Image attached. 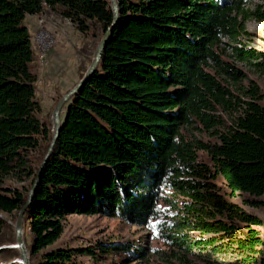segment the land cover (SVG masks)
Listing matches in <instances>:
<instances>
[{"label": "trees", "instance_id": "obj_1", "mask_svg": "<svg viewBox=\"0 0 264 264\" xmlns=\"http://www.w3.org/2000/svg\"><path fill=\"white\" fill-rule=\"evenodd\" d=\"M246 3L119 0V21L68 104L24 218L32 264L98 256L49 249L71 214L159 221L164 247L101 244L134 255L119 264H264V218L251 210L264 205V90L238 66H264L246 27L264 11ZM46 9L82 33L113 22L110 0H0V264H21L19 249L2 246L16 243L17 214L53 136L26 23Z\"/></svg>", "mask_w": 264, "mask_h": 264}, {"label": "rangeland", "instance_id": "obj_2", "mask_svg": "<svg viewBox=\"0 0 264 264\" xmlns=\"http://www.w3.org/2000/svg\"><path fill=\"white\" fill-rule=\"evenodd\" d=\"M246 4V7L253 10L264 11V0H247ZM28 16L26 23L32 36L33 50L38 57L34 69L38 74L36 90L42 105L41 117L53 128V112L56 104L84 76L105 33L103 34L99 25H92L89 33H82L59 10L46 9L39 17L35 15V18H28ZM246 27L250 33L248 44L264 51V19L253 16L246 22ZM38 29L49 32L55 40L49 52L48 44H43V35H40ZM43 54L47 55L42 59ZM238 66L248 74V78L258 81L264 90V66L262 70L240 62ZM65 114L66 109L62 115L65 117ZM194 134L203 136L197 131ZM12 183L20 186L17 182ZM161 207L166 208L164 204ZM251 210L258 212L264 218V205ZM5 217L13 223L8 215ZM158 222L154 220L149 226H136L118 217L71 214L65 221L64 233L49 249L91 247L98 252V256L78 254L74 258L76 264H119L126 259L134 258V255L128 252H115L109 248L108 251L102 252L101 244L133 242L134 247H164L156 227ZM262 229L264 233V226ZM23 232L28 247L33 234L28 228Z\"/></svg>", "mask_w": 264, "mask_h": 264}, {"label": "water", "instance_id": "obj_3", "mask_svg": "<svg viewBox=\"0 0 264 264\" xmlns=\"http://www.w3.org/2000/svg\"><path fill=\"white\" fill-rule=\"evenodd\" d=\"M110 3H111L112 11H113V22L108 27L104 36L100 40V42L96 48V51L94 53V57H93L91 64L89 65L87 71L85 72V74L81 78V80L71 90H69L59 100V102L55 106V109L53 112V128H52L53 136H52V139L50 141L48 151H47L45 158H44L43 162L41 163L40 168L36 174V177H35L34 182H33V186L31 188V190L29 191L28 198L24 202V204L22 205L21 209L19 210V212L17 214V219H16V223H15L16 243L11 244V245L2 246V248H12L13 247V248L19 249L20 256L18 258V261L21 262V264H31L30 252L28 250V247H27V245L24 241V237H23V234H24V232H23L24 231V218H25V215H26L28 208L32 204L37 186L40 183L41 173H42L44 167L46 166V164L48 163V160H49L52 152L55 149L57 140H58L59 135L61 133L62 124H63L64 118H65L62 115V113L64 112L65 109H66V113H67L68 104H69L70 100L72 99V97L90 79L92 74L98 68L99 63L102 59V55L106 49L107 43H108V41H109V39H110L114 29H115V26L117 25V23L119 21V17H120L119 0H110Z\"/></svg>", "mask_w": 264, "mask_h": 264}, {"label": "built area", "instance_id": "obj_4", "mask_svg": "<svg viewBox=\"0 0 264 264\" xmlns=\"http://www.w3.org/2000/svg\"><path fill=\"white\" fill-rule=\"evenodd\" d=\"M39 17V15H36ZM40 23H43L44 21H39ZM39 30L40 35H43V44H48V52L50 51V49L54 46V38L50 35L49 32L45 31V30ZM47 54H43L42 59L46 56Z\"/></svg>", "mask_w": 264, "mask_h": 264}, {"label": "crops", "instance_id": "obj_5", "mask_svg": "<svg viewBox=\"0 0 264 264\" xmlns=\"http://www.w3.org/2000/svg\"><path fill=\"white\" fill-rule=\"evenodd\" d=\"M29 17H34V18H35L36 16H35V15H34V16L30 15V16H28V18H29Z\"/></svg>", "mask_w": 264, "mask_h": 264}]
</instances>
